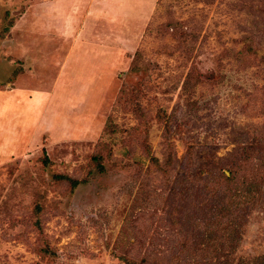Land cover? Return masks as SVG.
Listing matches in <instances>:
<instances>
[{"label": "rangeland", "instance_id": "rangeland-1", "mask_svg": "<svg viewBox=\"0 0 264 264\" xmlns=\"http://www.w3.org/2000/svg\"><path fill=\"white\" fill-rule=\"evenodd\" d=\"M233 152L264 154V0H0V264L198 263L182 186ZM243 228L264 253V183Z\"/></svg>", "mask_w": 264, "mask_h": 264}, {"label": "trees", "instance_id": "trees-1", "mask_svg": "<svg viewBox=\"0 0 264 264\" xmlns=\"http://www.w3.org/2000/svg\"><path fill=\"white\" fill-rule=\"evenodd\" d=\"M199 83L201 82L194 79L191 73L187 74L183 83L187 96H194ZM138 115L144 118L145 113L140 111ZM231 155L223 166L218 167L215 174L211 176L208 174L202 180L193 174L188 175L187 180L184 179L186 181L182 187L185 201L189 199V208L184 213L182 226L195 227L193 230L196 234H194V244H191L187 241L191 231L185 233V227L180 229L184 234L180 252L185 256L191 248H194L199 262L178 257L179 264H264V253L236 257V251L242 240L243 227L262 194L264 154L259 153L254 156L257 167L251 176L248 175L247 171L250 170L246 167L250 160L249 156L244 158L242 153L236 152ZM175 160L174 154L170 153L163 163L156 158L154 163L159 172L167 174L169 170L174 169ZM145 262L170 264L166 261L160 263L149 257L138 264Z\"/></svg>", "mask_w": 264, "mask_h": 264}]
</instances>
